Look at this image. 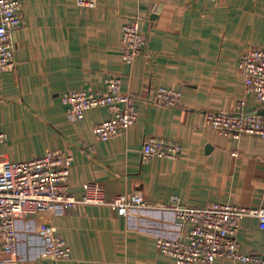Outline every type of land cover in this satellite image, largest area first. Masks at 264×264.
Segmentation results:
<instances>
[{
	"label": "crops",
	"instance_id": "obj_1",
	"mask_svg": "<svg viewBox=\"0 0 264 264\" xmlns=\"http://www.w3.org/2000/svg\"><path fill=\"white\" fill-rule=\"evenodd\" d=\"M22 25L12 32L16 64L0 71V161H26L47 151L72 156L67 192L80 198L96 183L103 198L138 191L150 205L117 215L106 204L18 218L17 252L0 253L6 264H175L158 252L160 237L183 239L172 208L213 203L264 206V138L219 135L203 124L206 111L264 116L244 92L238 69L250 46L264 47V0H22ZM134 16L147 41L132 63L122 59V28ZM107 75L120 78V92L134 97L135 123L106 141L92 128L109 119L102 107L80 121L66 117L61 95L96 89ZM158 87L181 93L180 104L151 102ZM180 143L175 159L141 160L145 137ZM174 197V199H173ZM41 226H51L70 249L53 261ZM240 253L264 251V229L253 216L239 223ZM214 264H242L218 258Z\"/></svg>",
	"mask_w": 264,
	"mask_h": 264
},
{
	"label": "built area",
	"instance_id": "obj_2",
	"mask_svg": "<svg viewBox=\"0 0 264 264\" xmlns=\"http://www.w3.org/2000/svg\"><path fill=\"white\" fill-rule=\"evenodd\" d=\"M97 0H76L79 6L94 7ZM22 0H0V71L15 67V43L12 32L22 25ZM141 17L130 18L122 28V59L132 63L143 52L147 37L139 29ZM238 69L243 75L244 92L254 95L264 108V47L250 46L241 55ZM181 93L174 89L158 87L151 102L167 107L180 104ZM66 117L80 121L86 110L105 108L110 118L96 123L92 131L98 140L106 141L125 132L136 121L134 97L120 92V78L107 75L96 89H81L61 95ZM239 100L230 113L206 111L203 124L219 135L238 139L242 135L264 138V116L242 111ZM6 139L0 131V143ZM179 142L164 137L147 136L141 148V160L148 162L156 157L175 159L180 152ZM72 166V156L62 150H50L42 157L26 161H0V253L10 256L17 252L18 218H29L39 212L70 209L78 204H106L117 215H127L150 206L140 192L121 194L112 201L103 198L96 183L85 185V192L76 198L67 192V178ZM174 199V197H173ZM172 211L180 226L187 230L183 239L160 237L156 240L159 253L171 257L175 264H214L218 258L239 260L242 264H264L262 253H240L236 241L240 220L244 216L256 217L264 229V206L241 207L213 203L204 206L176 204ZM36 232L43 235L47 251L53 261L69 257L66 242L55 234L51 226H41ZM8 260H0L6 264Z\"/></svg>",
	"mask_w": 264,
	"mask_h": 264
}]
</instances>
